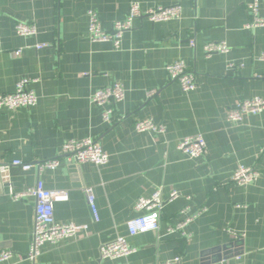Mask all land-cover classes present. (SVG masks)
<instances>
[{
	"label": "crops",
	"instance_id": "1",
	"mask_svg": "<svg viewBox=\"0 0 264 264\" xmlns=\"http://www.w3.org/2000/svg\"><path fill=\"white\" fill-rule=\"evenodd\" d=\"M253 1L0 0V95L29 79L38 97L32 108L0 110V168L8 166L10 174V184L0 176V252L14 254L1 264H164L176 257L180 264H264V176L247 186L233 182L241 166L264 170V111L240 123L227 119L242 101L264 98V27H245ZM134 3L143 9L178 5L182 15L168 22L137 19L118 49L91 41L90 11L109 32ZM258 12L264 19V0H258ZM18 23L35 25L37 34L17 35ZM211 42H226L230 52L208 58L204 47ZM176 61L195 74L194 92L183 93L171 80L166 67ZM115 82L123 84L124 100L114 106L92 102L95 92ZM108 107L114 115L105 122ZM147 118L164 125L165 134L137 132L135 123ZM198 134L207 154L191 159L178 144ZM86 139L101 143L107 165L66 163L64 143ZM57 158V170L39 171L40 163ZM15 161L33 167L25 171ZM38 180L69 195L55 204L56 221L87 229L45 244L32 261L36 201H14L10 188H32ZM86 188L94 190L98 221ZM159 189L165 200L173 192L180 197L163 206L158 232L130 236L128 222L142 214L136 203ZM186 198V216L204 210L187 228L190 240L169 232L185 219ZM119 237L135 252L101 259L102 246Z\"/></svg>",
	"mask_w": 264,
	"mask_h": 264
},
{
	"label": "built area",
	"instance_id": "2",
	"mask_svg": "<svg viewBox=\"0 0 264 264\" xmlns=\"http://www.w3.org/2000/svg\"><path fill=\"white\" fill-rule=\"evenodd\" d=\"M252 20L245 27L252 30L264 27V19L259 16L258 0H254L249 4ZM182 15L181 7L167 6L143 9L140 4H132L127 17L122 21H117L112 25L111 31H106L99 15L94 12H89V38L93 42L112 43L118 49L121 45L122 38L125 33L134 29V22L146 17L152 22H168L178 20ZM16 33L22 37L35 36L37 28L33 24L18 23L16 25ZM190 44L195 45V41L191 40ZM47 45H38L37 49H42ZM205 54L209 58L216 54H228L230 47L226 42H211L204 47ZM15 55H20L21 51L14 52ZM264 60V54L262 55ZM166 70L171 80L177 82L183 93L189 94L194 92L197 87L195 74L188 69L183 61H176L169 64ZM29 79H23L17 84L15 92L11 94L0 95V110L8 109L16 111L19 109H29L38 103V97L29 89ZM154 92L149 94L152 97ZM125 98V89L123 84L115 82L112 86L98 90L91 98L92 102L99 106L111 105L114 106ZM264 111V98L256 97L250 100H244L235 107L230 108L227 112L229 122L240 123L246 116L257 115ZM114 115L113 108H107L102 114V119L105 122L112 121ZM135 130L139 133H152L163 135L166 132V127L162 124H156L152 119L147 118L139 120L135 123ZM178 149L191 159H199L207 154V145L202 135L188 136L182 139L178 144ZM62 156L68 165H80L84 163H92L96 166H105L109 162V155L104 151L100 142L95 140H70L64 143L62 147ZM62 162L59 158L48 160L38 165L39 171L57 170ZM14 166L21 167L28 171L33 167L32 164H27L21 161L13 162ZM0 176L3 182L10 184L9 167L3 166L0 168ZM261 176H264V170L255 168L239 167L234 175L233 182L240 186H247L255 183ZM86 200L92 212L95 221L99 220L98 210L96 206V197L92 188L84 190ZM10 196L14 201H23L27 198H34L36 201L35 207V224L34 234L31 248L28 254V259L35 261L41 254V248L45 244L58 245L66 240L75 238L80 231L86 230L87 226H78L72 223H58L55 219L54 208L59 202H67L69 195L65 191L48 190L42 180H38L32 188H24L16 190L13 186L10 188ZM178 192H173L168 200H165L162 195V190H156L149 198H140L135 205V210L142 213L139 217L128 222V230L130 236H137L149 232H158L160 226L161 211L165 203H169L179 198ZM188 204L182 210L185 219L176 226L169 229L170 233H179L184 238L190 240L191 234L187 231L188 226L198 218L203 212V209L198 210L190 216H186L191 210V199L186 198ZM135 250L130 247L125 237H119L108 244H105L100 249L101 259H119L125 258L133 254ZM10 251L0 252V264L9 261L13 257ZM181 257H176L164 264H180Z\"/></svg>",
	"mask_w": 264,
	"mask_h": 264
},
{
	"label": "water",
	"instance_id": "3",
	"mask_svg": "<svg viewBox=\"0 0 264 264\" xmlns=\"http://www.w3.org/2000/svg\"><path fill=\"white\" fill-rule=\"evenodd\" d=\"M75 166H77V165H73V167H75Z\"/></svg>",
	"mask_w": 264,
	"mask_h": 264
}]
</instances>
